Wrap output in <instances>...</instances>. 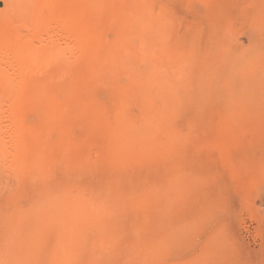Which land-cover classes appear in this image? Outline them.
I'll return each mask as SVG.
<instances>
[{
	"label": "rangeland",
	"instance_id": "374dc122",
	"mask_svg": "<svg viewBox=\"0 0 264 264\" xmlns=\"http://www.w3.org/2000/svg\"><path fill=\"white\" fill-rule=\"evenodd\" d=\"M0 264H264V0H0Z\"/></svg>",
	"mask_w": 264,
	"mask_h": 264
},
{
	"label": "bare ground",
	"instance_id": "6f19581e",
	"mask_svg": "<svg viewBox=\"0 0 264 264\" xmlns=\"http://www.w3.org/2000/svg\"><path fill=\"white\" fill-rule=\"evenodd\" d=\"M43 11V10H42ZM45 11H47V8H45V10H44V12H42V13H46ZM42 13H40V14H42ZM43 15V14H42ZM43 16H47V13H46V15H43ZM39 17H41V16H39ZM46 18V17H45ZM36 25H37V23H36ZM38 26V25H37ZM42 27V26H41ZM40 30V29H39ZM64 46V45H63ZM14 62V61H13ZM12 65V64H11ZM18 72V71H17ZM4 76V75H3ZM10 76V75H9ZM15 76V75H14ZM15 86V85H14ZM13 88V87H12ZM7 89V88H6ZM3 114V113H2ZM5 120V119H4ZM7 120V119H6ZM2 156V155H1ZM38 161V164H39V162H41V161H39V159L37 160ZM36 161V162H37ZM35 162V160H34V164L36 163ZM15 164V163H14ZM33 164V163H32ZM35 166H36V164H35ZM16 167H17V165H16ZM34 167V166H33ZM37 167V166H36ZM38 167L40 168V166L38 165ZM35 168V167H34ZM34 168H33V170H34ZM39 168H37L38 170H39ZM41 169V168H40ZM39 174V173H38ZM31 175V174H30Z\"/></svg>",
	"mask_w": 264,
	"mask_h": 264
}]
</instances>
